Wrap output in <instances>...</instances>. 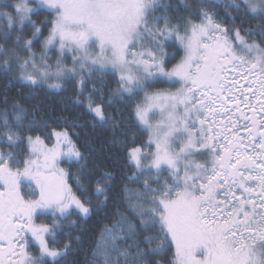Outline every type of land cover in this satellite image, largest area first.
<instances>
[{
	"label": "snow or ice",
	"instance_id": "1",
	"mask_svg": "<svg viewBox=\"0 0 264 264\" xmlns=\"http://www.w3.org/2000/svg\"><path fill=\"white\" fill-rule=\"evenodd\" d=\"M0 89V264H264V0H0Z\"/></svg>",
	"mask_w": 264,
	"mask_h": 264
},
{
	"label": "trees",
	"instance_id": "2",
	"mask_svg": "<svg viewBox=\"0 0 264 264\" xmlns=\"http://www.w3.org/2000/svg\"><path fill=\"white\" fill-rule=\"evenodd\" d=\"M17 87H19V85H17ZM0 91H2V89H0ZM15 91L16 88H12L9 95L11 96L13 93H15ZM61 95H67V93H62ZM40 96L42 102L44 104L51 105L53 109L62 108V105L59 103V97L56 93H51L50 98L47 99L44 98L43 93H41ZM2 99L3 97L0 96V100ZM57 114V112L52 113V116L49 118L50 123L54 121V118ZM73 114L78 116L77 124H83V127L78 126L72 130L73 140L80 148L81 152L86 153L89 157L94 160L99 159L104 163L115 162L114 158L118 157L120 150L110 143L108 131L105 128L99 126V124L94 126L91 123H85V121H87L89 117L87 115L81 114V110L79 108L65 112V115H69L70 117ZM147 139L148 134L145 131L140 136V140L146 142ZM73 170H75V168H73ZM71 219H76V217H72ZM51 222V215H47L46 217H41L40 215L39 218L35 220V223L38 225L51 224ZM101 223L102 221L97 217L95 213H93L91 219H89L87 221V224L85 225L86 227L92 229V231L87 233L85 236V246H87L91 242L89 238L97 234ZM63 229V232H61L57 237L58 242H62L65 237V234L67 233H72L73 235L78 234L77 230L73 228L69 221L64 222Z\"/></svg>",
	"mask_w": 264,
	"mask_h": 264
},
{
	"label": "rangeland",
	"instance_id": "3",
	"mask_svg": "<svg viewBox=\"0 0 264 264\" xmlns=\"http://www.w3.org/2000/svg\"><path fill=\"white\" fill-rule=\"evenodd\" d=\"M69 63H70V58H69ZM148 134V133H147ZM47 215H41V217H46Z\"/></svg>",
	"mask_w": 264,
	"mask_h": 264
},
{
	"label": "flooded vegetation",
	"instance_id": "4",
	"mask_svg": "<svg viewBox=\"0 0 264 264\" xmlns=\"http://www.w3.org/2000/svg\"><path fill=\"white\" fill-rule=\"evenodd\" d=\"M48 215H50V214H48ZM36 220V219H35Z\"/></svg>",
	"mask_w": 264,
	"mask_h": 264
}]
</instances>
